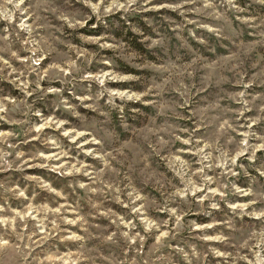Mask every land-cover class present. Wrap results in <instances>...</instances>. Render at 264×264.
Instances as JSON below:
<instances>
[{"label": "rangeland", "instance_id": "374dc122", "mask_svg": "<svg viewBox=\"0 0 264 264\" xmlns=\"http://www.w3.org/2000/svg\"><path fill=\"white\" fill-rule=\"evenodd\" d=\"M262 21L0 0V264H264Z\"/></svg>", "mask_w": 264, "mask_h": 264}, {"label": "clouds", "instance_id": "9594fccd", "mask_svg": "<svg viewBox=\"0 0 264 264\" xmlns=\"http://www.w3.org/2000/svg\"><path fill=\"white\" fill-rule=\"evenodd\" d=\"M258 2H259L260 4H262V5H264V0H258ZM262 22H264V21H262Z\"/></svg>", "mask_w": 264, "mask_h": 264}]
</instances>
